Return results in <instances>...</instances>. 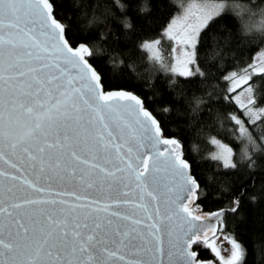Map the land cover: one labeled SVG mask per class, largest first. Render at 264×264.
Here are the masks:
<instances>
[{"label":"snow or ice","instance_id":"snow-or-ice-1","mask_svg":"<svg viewBox=\"0 0 264 264\" xmlns=\"http://www.w3.org/2000/svg\"><path fill=\"white\" fill-rule=\"evenodd\" d=\"M56 6V0H0V264H211L198 259L193 245L201 243L221 264H240L242 244L226 235L232 252L225 260L215 239L228 213H238L246 188L232 193L225 186L231 208L194 215L189 205L214 177L202 183L194 175L180 140L164 135L143 98L106 90L111 69L93 64L90 37L72 42L79 25L62 23ZM208 19L179 38L167 29L169 39L190 49L178 61L183 67L173 69L180 76L194 75L187 66L197 61ZM123 24L132 28L127 18ZM258 28L264 32V21ZM224 79L232 81L231 93L253 91L252 74ZM239 95L225 99L235 100L250 123L260 120L264 108L250 107L257 98L245 104ZM229 119L236 131L246 130L240 116ZM248 139L255 145L251 133ZM211 142L219 153L210 159L239 173L233 149ZM243 156L254 177L257 161L247 150Z\"/></svg>","mask_w":264,"mask_h":264},{"label":"trees","instance_id":"trees-1","mask_svg":"<svg viewBox=\"0 0 264 264\" xmlns=\"http://www.w3.org/2000/svg\"><path fill=\"white\" fill-rule=\"evenodd\" d=\"M183 1L119 0L118 4L116 0H56V15L66 25L73 19L77 21L79 30L73 29V43L90 37L87 43L93 52V64L111 69L106 90H127L143 98L145 106L160 120L164 135L180 140L185 158L193 162L194 175L202 183L214 177L205 186L206 194L195 200L200 212L232 206V193H238L241 185L246 188L238 213L229 212L224 218L227 227L223 233L242 244L240 264H264V115L250 123L233 100L225 99L233 93L224 79L228 72L247 65L264 44V32L258 28L264 21V0H242L247 11L237 13L231 7L209 20L201 29L207 35L198 43L196 71L191 77L173 74L141 47L143 41L162 35ZM143 8L148 11L142 12ZM125 18L132 24L131 29L124 27ZM170 44V40L161 38L166 51ZM197 68L204 74L199 75ZM262 77L264 72L254 73L249 81L258 100L256 105L264 104ZM165 107L170 111L164 112ZM232 114L248 122L244 133L236 131L239 126L229 119ZM249 133L255 145L249 142ZM213 138L233 149L232 159L240 166L239 173L233 175L221 161L210 159L215 149ZM245 150L257 161L254 177L245 170ZM249 179L255 184H249ZM225 186L232 193L224 191ZM253 195L255 202L250 199ZM193 247L198 259H213L204 244Z\"/></svg>","mask_w":264,"mask_h":264},{"label":"rangeland","instance_id":"rangeland-1","mask_svg":"<svg viewBox=\"0 0 264 264\" xmlns=\"http://www.w3.org/2000/svg\"><path fill=\"white\" fill-rule=\"evenodd\" d=\"M240 6V7H236ZM234 8L237 13L245 12L242 11V8H246V5L244 2L242 3V0H186L180 3V10L176 12L175 15H173L170 18V21L166 24V27L163 29L162 35L159 37H155V39H149L143 41L142 45H144L146 42H155L157 40L160 41L159 44H154V47L152 49H149L147 47H142L146 53H148L149 57L156 62H161L167 65V67L170 69V71L173 74L179 75L178 72L173 71L174 68H182L183 64L178 63V61L182 62L186 58L184 57L183 53L185 51H190L189 48H187L185 45L180 44L177 42V40L169 39L167 34V29L170 27L173 28L174 34L179 38L181 34L188 32L190 30L195 29L198 27L202 21L205 20L206 17L209 19L207 20V23L209 20L219 14V12L225 10ZM247 9V8H246ZM161 38L168 39L171 41V44L169 48L166 51V48L162 47L161 45ZM157 56L159 57L157 59ZM251 65V67H249ZM190 70L195 73L196 66L195 63L189 64L187 66ZM260 69H264V44L261 46L259 50H257L253 56L252 60L243 68L240 69H234L230 72H228L226 75L230 73H236L237 78L244 77L249 74L254 75V73H259ZM225 75V76H226ZM228 81V91L231 86L232 81ZM245 88L247 85L244 86ZM230 92V91H229ZM237 93H239V99L247 104L248 97L251 95L254 97L253 91L252 93H248L247 91H243L242 89H237ZM237 93H233V97L237 95ZM235 102V100H233ZM239 107V105H238ZM250 107L255 110L256 108H264V104L262 105H250ZM243 113H245L246 117L249 121L252 120V117L248 115L244 109H241ZM258 115L262 116L264 113H258ZM244 133V132H240ZM216 140L220 141L219 139L215 138ZM226 146H228L226 143H224ZM214 145V154L219 153V149L216 144ZM230 147V146H229ZM223 164V161L220 160ZM190 211H192L194 214H199L200 210L198 206H195L193 204L189 207ZM226 234L223 232H217V238L215 239V245L220 250V255L224 257L225 260L230 259L232 247L229 243L228 239H225ZM229 237V236H228ZM229 238H232L231 236ZM211 250V249H210ZM212 252V251H211ZM213 260L216 262V264H221L219 257L213 253Z\"/></svg>","mask_w":264,"mask_h":264},{"label":"water","instance_id":"water-1","mask_svg":"<svg viewBox=\"0 0 264 264\" xmlns=\"http://www.w3.org/2000/svg\"><path fill=\"white\" fill-rule=\"evenodd\" d=\"M115 91H117V90H115ZM127 91V90H126ZM127 92H129V91H127ZM130 93H132V92H130ZM139 97V96H138ZM163 147V146H162ZM194 203H196V201H194ZM229 208H231V206L230 207H228V208H220V209H229ZM217 210H219V209H217ZM216 210V211H217ZM216 211H213V212H207V213H214V212H216ZM193 213V212H192ZM194 214V213H193ZM206 213H202V212H200L199 214H194V215H201V216H204ZM209 236L211 237V234H209ZM200 260V259H199ZM202 261H207V262H211V264H216V262L213 260V259H209V260H202Z\"/></svg>","mask_w":264,"mask_h":264},{"label":"flooded vegetation","instance_id":"flooded-vegetation-1","mask_svg":"<svg viewBox=\"0 0 264 264\" xmlns=\"http://www.w3.org/2000/svg\"><path fill=\"white\" fill-rule=\"evenodd\" d=\"M193 204H195V203H194V202H193V203H191V204L189 205V207H190V206H192Z\"/></svg>","mask_w":264,"mask_h":264}]
</instances>
